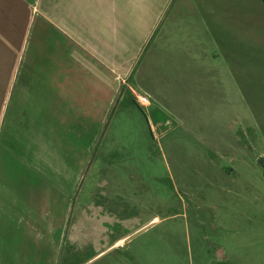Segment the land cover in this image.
<instances>
[{
    "label": "rangeland",
    "instance_id": "obj_1",
    "mask_svg": "<svg viewBox=\"0 0 264 264\" xmlns=\"http://www.w3.org/2000/svg\"><path fill=\"white\" fill-rule=\"evenodd\" d=\"M81 3L136 24L113 37L118 95L82 96L86 116L54 145L80 179L65 263L264 264V0ZM145 92L149 107L131 102Z\"/></svg>",
    "mask_w": 264,
    "mask_h": 264
},
{
    "label": "crops",
    "instance_id": "obj_2",
    "mask_svg": "<svg viewBox=\"0 0 264 264\" xmlns=\"http://www.w3.org/2000/svg\"><path fill=\"white\" fill-rule=\"evenodd\" d=\"M82 4L0 0V264H66L70 253L58 239L79 172L54 166L62 159L54 145L65 142L60 140L65 125L77 126V113L86 116L82 96L101 97L104 87L118 95L122 70L113 66L118 58L113 37L136 24L132 18L117 23V8L96 16ZM87 47L105 55L107 63L99 68L88 61L95 59L87 57ZM139 48L130 62L120 63L127 73Z\"/></svg>",
    "mask_w": 264,
    "mask_h": 264
},
{
    "label": "built area",
    "instance_id": "obj_3",
    "mask_svg": "<svg viewBox=\"0 0 264 264\" xmlns=\"http://www.w3.org/2000/svg\"><path fill=\"white\" fill-rule=\"evenodd\" d=\"M133 98L134 102L139 107H149L151 105L149 98L144 94L133 93ZM164 123L167 124L168 121L165 120Z\"/></svg>",
    "mask_w": 264,
    "mask_h": 264
},
{
    "label": "trees",
    "instance_id": "obj_4",
    "mask_svg": "<svg viewBox=\"0 0 264 264\" xmlns=\"http://www.w3.org/2000/svg\"><path fill=\"white\" fill-rule=\"evenodd\" d=\"M131 102L134 104V105H136V103L134 102V100H133V98L131 99ZM137 106V105H136ZM150 116L152 117V119H153V121H163L165 118H164V116L161 114V112L160 111H158V110H152L151 112H150ZM57 235L58 234H55V237L57 238ZM216 264H228L227 262H218V263H216Z\"/></svg>",
    "mask_w": 264,
    "mask_h": 264
}]
</instances>
